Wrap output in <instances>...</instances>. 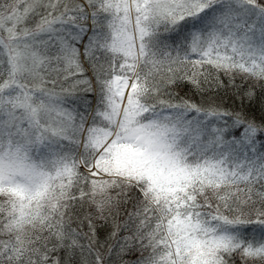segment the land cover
<instances>
[{
  "label": "snow or ice",
  "instance_id": "snow-or-ice-1",
  "mask_svg": "<svg viewBox=\"0 0 264 264\" xmlns=\"http://www.w3.org/2000/svg\"><path fill=\"white\" fill-rule=\"evenodd\" d=\"M0 264H264V0H0Z\"/></svg>",
  "mask_w": 264,
  "mask_h": 264
},
{
  "label": "trees",
  "instance_id": "trees-1",
  "mask_svg": "<svg viewBox=\"0 0 264 264\" xmlns=\"http://www.w3.org/2000/svg\"><path fill=\"white\" fill-rule=\"evenodd\" d=\"M186 90H187L186 88H185V89H183V90H180V91H181V94H183V92H184V91H186Z\"/></svg>",
  "mask_w": 264,
  "mask_h": 264
}]
</instances>
